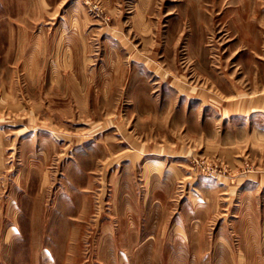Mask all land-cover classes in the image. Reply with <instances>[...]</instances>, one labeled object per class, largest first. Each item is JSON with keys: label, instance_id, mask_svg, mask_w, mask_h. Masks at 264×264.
Wrapping results in <instances>:
<instances>
[{"label": "rangeland", "instance_id": "1", "mask_svg": "<svg viewBox=\"0 0 264 264\" xmlns=\"http://www.w3.org/2000/svg\"><path fill=\"white\" fill-rule=\"evenodd\" d=\"M260 92L264 0H0V264H264Z\"/></svg>", "mask_w": 264, "mask_h": 264}, {"label": "crops", "instance_id": "2", "mask_svg": "<svg viewBox=\"0 0 264 264\" xmlns=\"http://www.w3.org/2000/svg\"><path fill=\"white\" fill-rule=\"evenodd\" d=\"M56 82L57 81H55V83ZM49 84H52V81H50ZM177 90L179 94H184L183 92L185 90V86L178 85ZM243 97L245 96H240L239 98L237 97V99L235 100L236 102L234 101L236 104L233 106L234 108L232 109L235 110L234 111L235 114H243V115L244 114H247V115L256 114V116H259V115L264 116V92L262 93L260 92L257 95H252L249 99H247L248 97L247 98L246 97L243 98ZM23 107L24 106L20 105V103H17V104H14V103L10 104L9 102L5 103L1 99L0 101V120H5V119L18 120L19 118L17 117L19 116V113ZM228 113L230 112L229 110L226 109L225 114L227 115ZM7 136H8V131L4 129H0V173L3 171L5 162H8L5 160L6 158H8L6 156H7V153H9V148L12 146V143H9V146H8L9 139L7 138ZM142 149H144V146H142ZM145 149L148 152L150 148L146 146ZM155 150H158V147L155 148ZM142 163L145 169L144 175L148 178L147 180H149V182L152 177L161 176L165 171V167H167L164 160L162 159L160 160L158 158H152V157L147 158ZM262 180H264V176L262 177Z\"/></svg>", "mask_w": 264, "mask_h": 264}]
</instances>
